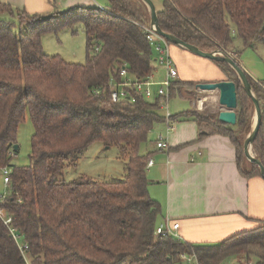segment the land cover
<instances>
[{"label":"trees","instance_id":"16d2710c","mask_svg":"<svg viewBox=\"0 0 264 264\" xmlns=\"http://www.w3.org/2000/svg\"><path fill=\"white\" fill-rule=\"evenodd\" d=\"M158 19L165 32L206 52H229L233 27L244 45L264 41V0H163ZM77 22L88 36L86 64L46 55L42 35ZM143 26H151V17L141 0H107L105 10L75 7L49 16L0 2V171L13 168L3 206L29 246L24 255L0 219V264H185L184 256L196 257L197 264L235 259L264 264V221L216 245L156 235L162 206L149 193L152 155L143 154L142 145L164 123V112L159 100L141 95L134 103H114L109 90L112 78L123 80L124 67L142 79L155 71L154 49ZM211 62L236 83L238 94L237 129L218 118L211 126L236 147L242 175L262 177L244 152L255 106L235 70ZM248 79L263 113L253 146L264 165V82ZM199 84L178 78L171 95L184 88L193 92ZM28 112L34 126L31 164L13 166L19 126ZM175 118L202 122L192 112ZM94 143L118 147L127 161L125 179L59 181Z\"/></svg>","mask_w":264,"mask_h":264},{"label":"crops","instance_id":"0c3cea01","mask_svg":"<svg viewBox=\"0 0 264 264\" xmlns=\"http://www.w3.org/2000/svg\"><path fill=\"white\" fill-rule=\"evenodd\" d=\"M104 1L0 0L41 16L75 7H99ZM171 52L180 61V80L201 81L206 77L211 82L222 81L224 74L210 60L179 46L171 45ZM188 62L196 67L190 68ZM195 68L212 72L196 75ZM158 71L161 79L163 73ZM177 121L175 131L168 137L166 150L157 148V133L150 136L147 147L154 161L147 169L149 193L162 206L160 224L179 223L180 239L196 245H216L258 227L264 221V179L242 175L236 147L229 137L193 120ZM158 127H161L160 132L166 130L164 124ZM185 262L194 264V261ZM228 264L240 262L235 259Z\"/></svg>","mask_w":264,"mask_h":264},{"label":"rangeland","instance_id":"374dc122","mask_svg":"<svg viewBox=\"0 0 264 264\" xmlns=\"http://www.w3.org/2000/svg\"><path fill=\"white\" fill-rule=\"evenodd\" d=\"M153 2L155 3L158 11L163 9V0H153ZM99 6L106 9L107 0ZM232 32L234 37L233 44L229 52H225V54L235 59L240 67L252 78L255 83H258L259 81L264 82V41H256L250 43L249 45H244L242 40H240L235 34L236 31L234 27ZM87 43L88 36L82 23L80 22H77L70 27H64L58 32H50L42 35V45L45 54L48 56H60L69 63L86 64L88 59ZM173 58L177 67H181L180 61L174 54ZM153 64L156 66L155 62ZM188 66L190 68L196 67L195 64L192 65L189 62ZM193 72L196 73V75L204 76L209 75L212 71L205 68H195ZM228 78L229 76L224 74L222 81H227ZM209 80L211 79L203 77L200 83H214ZM251 109V127L253 128L255 120V107L254 110L253 108ZM224 110H226V108L220 104L219 91H203L197 88V90L192 92L188 90V88H184L182 93L178 94L175 92L171 95L170 111L174 116H179L188 111L192 112L200 118L202 125H205L208 130L213 132L214 127L211 126L213 118H218L219 120V114ZM179 119L182 120V118ZM229 127H232L235 130L237 129L236 126ZM160 128L158 126L154 128L151 132V136L152 134L155 135L158 131H160ZM33 134L34 126L28 112L26 114V120L19 126V148L18 152L12 154L11 164L13 166H27L31 164ZM150 142L142 145L143 154L147 152V147L150 145ZM252 152L254 156L257 157L254 146L252 148ZM249 162L245 160L243 161L246 169L250 167L248 164ZM126 163V159H123L120 156L118 147L105 146L102 143H94L80 156L77 162L66 167V169L59 175L58 180L73 182L86 176L87 178L102 182L120 181L125 179ZM8 193V187L4 184L3 177L0 173V194L7 195ZM231 261L233 260L227 261L226 264Z\"/></svg>","mask_w":264,"mask_h":264},{"label":"built area","instance_id":"2783aa9c","mask_svg":"<svg viewBox=\"0 0 264 264\" xmlns=\"http://www.w3.org/2000/svg\"><path fill=\"white\" fill-rule=\"evenodd\" d=\"M102 10L103 7L99 6ZM144 33L154 49V61L156 63L155 71L147 78L142 79L137 76H132L128 70L124 67L121 72L123 78L122 81H117L114 78L111 79L109 84L110 95L114 103L119 102H136L137 95L143 96L149 101L159 100L160 109L164 112V132H157L156 146L159 150H166L168 148V137L175 131V125L178 122L175 116L170 111V100H171V86L174 81L179 78V71L175 60L171 52V44L159 36L156 33V29L152 26H143ZM162 71L163 77L158 78L159 70ZM96 94H100L96 92ZM154 164L153 160H149L147 169L152 167ZM4 184L7 186L11 181V175L13 173L12 167H5L1 171ZM9 193L0 194V219L10 229V232L14 239L17 241L21 252L26 255L29 246L23 242L22 235L18 232L17 228L14 227V218L4 208L3 204L8 199ZM180 228L179 223L171 224L169 221L161 224L157 230L156 235H170L180 239L178 231ZM188 262L197 264L196 257H183ZM28 261V259H27ZM29 263V261H28ZM246 264H257L256 262H248Z\"/></svg>","mask_w":264,"mask_h":264},{"label":"water","instance_id":"95a60500","mask_svg":"<svg viewBox=\"0 0 264 264\" xmlns=\"http://www.w3.org/2000/svg\"><path fill=\"white\" fill-rule=\"evenodd\" d=\"M148 8L151 17V26L156 29V33L166 39L169 43L182 47L187 51L197 55L201 58L208 59L210 61L225 62L230 67H232L235 72L238 74L239 79L241 80L243 87L247 95L252 100L255 106V122L253 124L252 132L247 136L244 143V152L246 158L253 164L257 165L260 169L261 176L264 179V165L263 163L254 156L252 152L253 145L255 140L260 132V129L263 124V113L261 108V103L256 97L252 85L248 79V74L240 67L235 59L225 54L222 51H212L206 52L201 50L199 47L188 44L178 37L165 32L159 23L158 19V10L153 2V0H141ZM198 89L203 91H219L220 93V104L226 108L219 114V121L221 123L235 126L237 124V113L236 109L238 107V94H237V85L235 82L231 81H221L214 83H202L198 85ZM18 145L15 146V150H18Z\"/></svg>","mask_w":264,"mask_h":264},{"label":"bare ground","instance_id":"6f19581e","mask_svg":"<svg viewBox=\"0 0 264 264\" xmlns=\"http://www.w3.org/2000/svg\"><path fill=\"white\" fill-rule=\"evenodd\" d=\"M255 122V121H254Z\"/></svg>","mask_w":264,"mask_h":264}]
</instances>
